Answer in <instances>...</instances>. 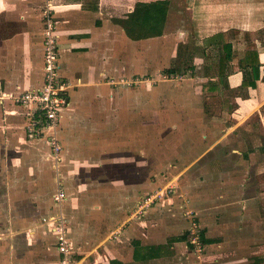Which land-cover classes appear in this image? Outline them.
Here are the masks:
<instances>
[{
  "label": "crops",
  "instance_id": "obj_1",
  "mask_svg": "<svg viewBox=\"0 0 264 264\" xmlns=\"http://www.w3.org/2000/svg\"><path fill=\"white\" fill-rule=\"evenodd\" d=\"M47 4L54 12L58 49L64 59L61 74L69 83V104L61 111L58 126L62 150L57 161L52 160L43 140L25 133L22 116L25 109L16 102L20 93L37 89L42 83V19ZM180 4L183 8H179ZM180 36L198 38L205 44L197 49L203 54L209 50L216 54L214 66H207L209 70L200 79L204 103L195 109L187 101L191 93L185 95L176 90L181 83L176 82L172 88L176 96L157 98L166 105L165 110L160 106L153 111L146 107L148 95L140 85L150 79L143 80L141 71L146 73L149 65L168 69V62L177 57L178 48L185 46V39H179ZM224 43L231 44L232 59L222 81L218 70ZM248 49L258 52V77L254 85L241 88L243 75L238 61ZM122 90L129 93L121 94ZM166 99L168 104L164 103ZM148 112L155 114V120H148ZM150 121H155L154 128L170 127L173 134L169 157L177 160L173 170L176 175L168 184L177 183L176 179L185 173L186 180L193 178L197 166L203 180L190 182L179 193L175 184L177 188L170 191L173 197L163 195L142 216L134 217L133 209L130 211L126 206L134 200L136 187L144 186L147 169H137L142 178L132 177L136 169L124 166L130 164V154L126 162H117L124 166L120 178H127L122 184L77 176L67 179L62 171L64 160H100L101 163H95L100 167L106 163L104 160H114L111 156L122 148L146 150V137L152 130H148ZM158 147L155 146V152ZM44 159L52 162L48 161L54 182L57 175L62 180L66 199L65 210L62 208L61 212L67 222L66 212H73L67 190L80 196L74 213L84 221L75 222L72 229L69 225L71 255L76 253V243L98 245L106 240L102 254L95 249V258L88 257L90 264H192L191 260H195L192 255L198 261L204 260L203 264H263L260 256H254L253 245L257 243L255 236L264 230V0H0V180L3 176L8 180L7 194L13 213L18 197L26 196L31 201L48 193L49 184L39 175L44 171L36 169L33 162L39 160L41 164ZM4 160H11L7 172ZM16 160H21L22 169ZM141 164L138 161V168ZM81 180L91 183L84 188ZM2 193L0 189V196ZM143 195L138 194L134 207ZM175 195L180 198L179 208L184 216L191 211L190 204L200 205L203 200L202 205L207 207L208 236L194 218L200 228L204 253H188L186 238L174 240L180 237L179 230L190 228L192 219L175 213L158 218L151 211L156 205L171 203ZM51 201L54 203L52 196ZM55 209L51 210L53 214L58 211L57 206ZM1 211L2 202L0 217ZM2 224L0 220V264L31 261L29 253L18 257L17 244H11L16 234L13 229L19 221L6 223L5 227L11 231L5 234ZM38 224H32L29 235L32 238L44 226V235L53 236L52 253L56 261L43 262L38 257L37 263H57L54 235L47 222L42 220ZM111 234L115 236L110 240ZM167 237H172L171 249L175 250L170 254H164L160 248ZM131 238L135 240L130 241ZM203 239L209 240L208 243ZM26 242L31 243L29 238ZM236 244L248 246L250 252L229 256L231 248L227 246ZM86 261L85 255L76 264Z\"/></svg>",
  "mask_w": 264,
  "mask_h": 264
},
{
  "label": "rangeland",
  "instance_id": "obj_2",
  "mask_svg": "<svg viewBox=\"0 0 264 264\" xmlns=\"http://www.w3.org/2000/svg\"><path fill=\"white\" fill-rule=\"evenodd\" d=\"M179 8H183V5H179ZM44 10V9H43ZM54 13V12H52ZM54 16V15H53ZM170 17L168 19V23L169 25L172 24L170 21ZM55 20V18H54ZM56 21V20H55ZM43 22V19H42ZM175 26V25H174ZM173 26V28H174ZM43 27V26H42ZM170 27V26H169ZM43 30V28H42ZM182 38V40L185 39V36H180L179 39ZM5 40V39H3ZM185 46H180L178 48V53L177 57H173L171 59V61L168 62L169 67L168 68H173V70H177L174 74H167L164 73L163 70L165 69L164 67L159 68L157 66H148L145 71H141L143 75H141V78L143 80H149V82H144L141 83L140 85L142 86V92L147 93L148 95V101L146 102L147 104V108H152L153 111L155 110V108H159L160 106H162V109L165 110L166 105L161 104V100L162 97L166 98L168 96L174 95L173 93V89L175 88V84L176 82H181L177 87L176 90L181 91L182 93H184L185 95H190L189 99H187L188 102H191V104H193L192 106H194V108L196 109V107L200 108L201 105H203L204 103V98L202 99L201 97V92H200V83H202V80H200L204 74L209 70L207 69V66H214L215 64V59H216V54L214 51L209 50V52L207 51V54H203L201 52V50L197 49L198 46H202V40H199L198 38L192 39L191 37H189L188 39H185ZM205 44V42H204ZM203 44V45H204ZM181 49V50H179ZM181 51V53H180ZM187 52L189 53L187 55ZM14 60V57L13 59ZM166 60V59H165ZM184 60V61H183ZM60 61H61V66L62 64H64V59L62 58L61 54H60ZM167 62V60H166ZM192 64V65H190ZM192 66V70L190 69ZM167 68V67H166ZM179 70V71H178ZM188 73V75H187ZM185 76H192V80H188L186 81ZM145 77V78H143ZM173 77V78H172ZM178 81H174L173 79L175 78ZM184 80V81H183ZM204 82V80H203ZM163 84H167L168 86H163ZM161 86L159 89L157 86ZM126 86H129V84H127ZM133 86V84L131 85ZM139 87V86H138ZM183 89H185L183 91ZM124 91L125 94L129 93L128 90H122L120 91V93L122 94ZM153 96H156V98L154 99V101H150L151 98H153ZM176 96V95H174ZM161 100H158V99ZM169 98V97H168ZM167 98V99H168ZM173 98V97H171ZM166 101H164L165 104L169 103V99ZM168 102V103H167ZM211 109H209L210 111ZM25 112L22 111V113ZM23 116V128L25 130V125H26V117L25 114L22 115ZM148 120H155L156 116L155 114H151V112H148ZM150 123H152V125H150L148 127V134L146 137V141H145V145H146V150H138L133 149V150H129L127 148H122L120 149L119 153H115L113 154V156H111L112 158L110 159H114V160H104L106 163L104 165H101L100 167H96L95 163H101L100 160H64V167L63 170L65 175H67V179L71 178L73 179V177L77 176V177H82L83 179H93L96 181H110L113 184L117 185V184H122L123 181H125L126 179L120 178V175L123 176V167L125 166L128 169H136V172L132 173V177L134 178H138V177H143L142 175H139V171H137V169H140V171L146 167L147 169V174H146V180L144 182V186H142V184L138 187H136L135 189V196L133 197V201L132 203H129V205L126 206V209H129L130 211L133 209V211H135L136 207H134V201L135 198H137L138 194L141 192L145 194L148 193H154L160 189H164V188H171L170 186H172L171 191L173 192V190L175 189L176 185L178 187V192L181 190V192H183V190L185 189L184 187L186 185H189V183H194L196 180H198V178L200 180H203L202 175L199 174V168L198 166L196 167V169H194V172H192V176L193 178H188V180H186L184 178L185 175H187V173L181 175L179 178L176 179L177 183H171L168 184V182H170L172 179H174L175 177V173L176 170H174V168H176V163L177 160H170V152H171V145L172 144V138H173V134L171 133V131H169L168 126H164V127H156L154 128V123L155 121H150ZM171 129V128H170ZM183 131H185V129H183ZM26 133V130H25ZM144 142V141H142ZM159 146L158 147V151L155 152V146ZM168 147V149H161L160 147ZM33 148V146H32ZM35 148V147H34ZM33 148V149H34ZM38 150L39 147L37 146ZM36 149V148H35ZM124 150V151H123ZM123 151V152H122ZM43 153H45L44 151H42ZM47 153V152H46ZM45 153V154H46ZM160 153V155H159ZM44 154V155H45ZM130 154L131 155V159L128 160L130 164H126L124 166H120L119 164H117V162L120 161H124L126 162L127 160V155ZM124 156L126 158H124ZM39 160H33V162L37 165L36 169H39L40 172H42V170L44 172L40 173L39 175L42 176V181L46 184H49L48 187V193L46 194H39V195H35L36 198L38 200L35 199H31V201H28L26 199V196L24 197H18V202L16 205V208L14 209L15 212H12V209H10V202H11V197L8 196L7 192L9 190L8 187V180H6V177L3 176L2 180H0V189L3 190L2 196H0V202H2V211H1V215L2 217H0V220L3 222L2 226V233H9L11 230L9 228H6L5 225L6 223H10L11 220L17 219L19 221V224L17 225V227L14 230H16V234L15 237L13 238V240L11 241V244H13V242L15 244H17L15 247L18 248L17 250L19 251V256L18 257H22L23 255L26 256V253H29L32 260L31 261H25L26 264H43V262H45V260L47 261H52L55 262V254L52 253L54 252V246H53V236L50 234L44 235L45 233V227L44 226H40L39 230L35 236L33 235V237L31 238L29 235V232L31 231L30 228H33V225H39L38 223L41 224L42 222V218L43 217H47L49 213H52L51 210L56 211L54 206V203H52L51 201V196L53 199V193L55 192V182L52 176H54V173L50 167V164L48 161L51 162V160L46 161L44 160H40L41 164L38 163ZM76 161V162H75ZM138 161H141V167L138 168ZM11 160H4V172L8 171L9 166L11 165ZM15 162V161H14ZM17 163H19V169H22V165H21V160H16ZM115 162L117 165L114 166L112 165ZM176 162V163H175ZM26 165V163H24ZM52 164V162H51ZM238 165V164H237ZM236 165V167H237ZM240 166V165H239ZM24 167V166H23ZM181 167V166H180ZM179 167V168H180ZM239 169V167H237ZM52 171V172H51ZM67 171L70 174H67ZM72 172V173H71ZM44 173V175H42ZM22 178V176H21ZM48 178H51L48 180ZM40 180V179H39ZM82 181V186L84 188H86V186L88 185V183L91 182H84ZM38 181L35 180V184H37ZM87 183V185H86ZM160 183V184H159ZM258 183V182H257ZM156 184H158L157 186H155ZM168 184V185H167ZM176 184V185H175ZM26 187H27V183H26ZM176 187V188H177ZM201 188V187H200ZM83 190V188H82ZM67 194H68V202H70L69 206L71 207V210L73 211L71 212H66L67 214V220H68V224L70 225V228L72 229L73 224L75 222H79V221H84L82 218L78 217L75 215V211L76 208H78L79 205H77V203L79 202L80 196L77 195V193H73V191H69L67 190ZM174 193H171L170 191H165V195H170L172 196ZM143 195V196H144ZM169 196V197H170ZM174 196V195H173ZM172 196V197H173ZM186 198V197H185ZM71 199L73 201V204L71 203ZM180 198H178L175 195L174 200L171 201V203H167V201L164 203L163 206L160 205H156L155 208H152V212L154 214H156V217L161 218V217H170L172 213H175L177 216L181 217V218H187L189 220H191L192 218H196L201 227L203 228V231L205 233V236H208L207 232V207L202 205L203 200H201V204L200 205H195V206H191V204L188 206L189 207V213L188 215L184 216L183 211H181V209L179 208V205L181 204L179 201ZM205 200H208L205 199ZM204 200V201H205ZM209 201V200H208ZM204 203V202H203ZM223 203V202H222ZM227 203V202H225ZM231 203V202H230ZM86 204V202H84V205ZM191 206V207H190ZM73 207V208H72ZM134 207V208H133ZM153 207V206H151ZM151 207H146V209L151 208ZM65 210V207H63ZM75 209V210H74ZM145 209V210H146ZM127 212V214H129V212ZM193 211V212H192ZM55 214V213H54ZM52 213V215H54ZM196 214V215H195ZM217 217H219V215H217ZM154 228V227H153ZM44 229V230H43ZM189 230V229H188ZM186 230V227L182 228L181 230L178 231V235L180 236H185L186 241L184 242L185 245L187 246L188 249V253L192 252L194 254H201L204 253L203 250L197 251L195 250V248L190 245L188 243V238L190 236L189 231ZM35 231V232H36ZM117 234V233H115ZM115 234H111V236H109V239H113ZM219 237V236H218ZM257 238V243L253 245V252L254 256H260L261 258H259V260H261L264 264V230L263 232L261 231L260 234H258V236H255ZM27 238H29V242H31L30 244H27L26 240ZM172 237H167L164 242L162 243L163 245L160 246L161 250L164 252V254H170V252L175 251L174 249H171L172 245ZM206 238V237H205ZM210 238V237H207ZM26 239V240H25ZM108 239V237L106 238ZM108 239V240H109ZM107 240V241H108ZM134 241L135 238H131L130 241ZM166 242V243H165ZM106 244V240L104 242H102L101 244L98 245H85V244H81V243H76V246L74 248L75 252L72 257H71V261L73 264H76L77 261H79V259L82 256H87V263L84 262V264H90L91 263V258H88L89 256H94L95 258V249H97L98 253L102 254V251L105 247ZM161 244V243H160ZM243 248L242 251L240 248ZM227 248H231L230 252L228 253L229 256H239L237 253H243L246 251V253L250 252L248 250V246H242L240 244H236L235 246L229 245L227 246ZM237 252V253H236ZM26 254V255H25ZM194 256L195 260H191L192 264H203L205 263L204 260L198 261L196 260L197 257ZM42 258L43 262H38L37 263V259ZM251 259V258H250ZM249 259V260H250ZM245 260V259H244ZM248 260V261H249ZM244 262V261H243ZM102 262H100L101 264ZM104 263V262H103ZM102 263V264H103ZM56 264V263H53ZM106 264V263H104ZM167 264H171V263H167Z\"/></svg>",
  "mask_w": 264,
  "mask_h": 264
},
{
  "label": "built area",
  "instance_id": "obj_3",
  "mask_svg": "<svg viewBox=\"0 0 264 264\" xmlns=\"http://www.w3.org/2000/svg\"><path fill=\"white\" fill-rule=\"evenodd\" d=\"M52 12V6L47 4L43 10V78L41 86L34 90L23 91L16 97V102L25 109L26 134L32 138L43 140L49 147L52 160L57 161L62 150L57 135L58 126L61 111L69 104V83L61 74L62 66L56 21ZM55 185L53 201L58 211L48 218H42V220L48 223L55 238L56 264H73L71 261L73 241L69 235V224L61 212L66 196L62 180L58 175L55 178ZM170 187L140 197L136 209L131 215L142 216L146 207L163 197L165 191H171L172 186ZM188 214L190 213L188 212ZM189 233V243L195 250L200 251L202 249L201 232L194 218H192Z\"/></svg>",
  "mask_w": 264,
  "mask_h": 264
},
{
  "label": "trees",
  "instance_id": "obj_4",
  "mask_svg": "<svg viewBox=\"0 0 264 264\" xmlns=\"http://www.w3.org/2000/svg\"><path fill=\"white\" fill-rule=\"evenodd\" d=\"M222 48L223 50L219 55L218 76L219 78H222L221 80L223 81L225 78L224 76L226 73V67L229 61L232 59V48H231L230 43H224ZM258 56H259L258 52L255 49H248L245 51L243 57L239 59L238 66L240 69H242V75H243V79L240 85L241 88H246L249 85L255 84L254 80L256 79V77H258V69H259V57ZM176 71L177 70H173V68L164 69V73H167V74H174ZM226 87L228 86L226 85ZM184 239H185V236L174 238L175 241L184 240ZM208 241L209 240L207 239H203L204 243H208Z\"/></svg>",
  "mask_w": 264,
  "mask_h": 264
}]
</instances>
